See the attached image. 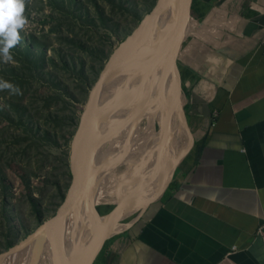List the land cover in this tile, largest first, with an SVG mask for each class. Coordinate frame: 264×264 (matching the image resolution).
Listing matches in <instances>:
<instances>
[{"label": "crops", "instance_id": "crops-1", "mask_svg": "<svg viewBox=\"0 0 264 264\" xmlns=\"http://www.w3.org/2000/svg\"><path fill=\"white\" fill-rule=\"evenodd\" d=\"M201 2L179 53L190 139L101 264H264V0Z\"/></svg>", "mask_w": 264, "mask_h": 264}, {"label": "rangeland", "instance_id": "rangeland-1", "mask_svg": "<svg viewBox=\"0 0 264 264\" xmlns=\"http://www.w3.org/2000/svg\"><path fill=\"white\" fill-rule=\"evenodd\" d=\"M157 1L26 0L27 24L20 32V43L12 49L14 60L0 62V78L18 84L23 92L19 96L0 92V258L23 248L64 203L73 184L74 147L90 90L110 57ZM191 21L194 28L200 24L193 17ZM43 53L45 61L39 69L33 61ZM177 82L180 97L178 77ZM114 109L115 106L112 113ZM106 112L97 116L95 131ZM149 114L150 134L146 132L148 123H142L135 135L126 139L125 143L131 142L130 150L102 180L101 186L108 189L104 191L105 201L86 210V220L101 217L99 208L110 215L119 203L118 195L153 174L161 137L160 124L154 129L158 111ZM125 116L126 111L121 110L97 150L93 173L110 164L105 165L106 160L111 161L109 154L119 140L113 138V127L121 129ZM173 116L179 129L172 143L180 153L190 139L185 128L184 92ZM146 190L149 191L147 188L141 194ZM146 207L139 212L141 207L133 209L120 222L113 223L119 218L101 222L103 225L89 231L90 243L130 224ZM119 212L116 216L123 215ZM73 235L78 237L74 242L79 245L77 228ZM65 254L68 262L70 254Z\"/></svg>", "mask_w": 264, "mask_h": 264}, {"label": "bare ground", "instance_id": "bare-ground-1", "mask_svg": "<svg viewBox=\"0 0 264 264\" xmlns=\"http://www.w3.org/2000/svg\"><path fill=\"white\" fill-rule=\"evenodd\" d=\"M184 2L185 0H173L171 7H181ZM184 24V20L180 17L165 18L158 22V24L139 41L137 46L118 68L115 75L100 91L96 102L95 119L101 113L107 112L96 129L97 150L110 133L114 121L121 110L126 111V116L121 129L118 130L116 127H113L115 133L113 138H115L116 142L118 138L119 140L115 146L116 148L109 154V157L111 156V161L110 158L106 160L105 165H107V163L110 164L98 173H93L91 179L92 184L85 199L73 214L62 220L59 224V232L63 242L64 252L70 254L68 264H72L73 257L77 255V264H88L90 248L93 245L101 243L102 239H104L102 238L90 243L89 231L98 228L103 225V223L88 228V222L85 219L84 212L103 204V201H105L104 191L108 189H103L101 186L102 180L109 171L120 165V160L128 153L131 147V142L125 143L126 139L128 137H133L142 123H148L146 132L150 134L148 117L150 115L149 113L153 112L155 109L159 114L154 129H156L157 123L160 124V132H158V135L161 137V141L158 146L156 159L153 163L154 172L145 180L139 182L137 180V185L135 187H127L123 194L117 196L119 203L127 201V204L124 205L127 210L122 213L123 215H120L119 219L113 221V223L125 220V218L129 217L127 215L133 209L141 207L137 211L139 212L146 207L151 200L156 199L161 193L162 184L164 183L166 185L170 179V171L175 165L179 154L178 151H175L174 148L176 146L174 147L172 143L173 140L177 138L176 131L179 128V123L174 116L170 118L176 111L177 105L180 103L177 93V74L173 64V58L179 51L178 45L182 41V27ZM164 65H166V71ZM114 106L116 110L114 109L115 112L112 113ZM82 138L85 143L88 138L86 131L82 133ZM74 148L73 159L81 157L83 160L81 163L82 168L85 163L84 157L87 149L79 140L76 142ZM100 174H102L101 177H99ZM113 179L114 178L111 180ZM119 182H122V180L120 179ZM119 186L121 190L124 189L121 184ZM147 188L149 191L146 190L141 194V191ZM74 223L77 226L79 245L74 242L78 239L76 235H73ZM126 225L127 224L112 233L126 229ZM69 241L73 242L68 243ZM77 250H79V253ZM0 264L58 263L55 251L46 231L39 230L23 248L14 251L10 255L1 257Z\"/></svg>", "mask_w": 264, "mask_h": 264}, {"label": "water", "instance_id": "water-1", "mask_svg": "<svg viewBox=\"0 0 264 264\" xmlns=\"http://www.w3.org/2000/svg\"><path fill=\"white\" fill-rule=\"evenodd\" d=\"M173 0H158L155 7L152 9L150 13L144 16L142 21L139 25L133 30V32L127 36V38L121 43L118 48L117 52L110 57L104 68L102 69L97 81L95 82L94 86L90 90L87 103L85 108L82 112L80 118V131L78 134V140L83 143L86 147L87 152L85 154L84 160L85 163L81 168V163L83 160L81 157H77L73 159L72 162V171H73V184L67 194V197L61 207L58 209L56 215L46 221L42 226L41 230L46 231L53 249L56 254L57 263L58 264H68L67 258L64 252L63 242L61 240V235L59 232V224L62 220L69 217L73 214L81 205L85 197L87 196L90 186L92 184V175H93V167L95 162V155L97 152V138H96V131H95V108L98 96L100 91L105 86V84L115 75L118 68L122 65V63L126 60L132 50L137 46L139 41L145 37L152 28L158 24V22L162 21L165 18H175L180 17L186 24L182 27V35L183 40L178 45V53L173 58V64L176 70L177 77L179 78L180 82V101L182 100L183 96V81L182 75L179 67V53L182 47V44L185 40V32L187 29L188 24L193 17V7L195 5L196 0H185L184 4L181 7H171ZM178 106V105H177ZM177 109V107H176ZM175 109V110H176ZM173 118V115L170 117ZM87 132L88 138L87 141L84 143L82 138V133ZM165 184H162L161 193L158 195L161 196L163 193V189ZM157 197V198H158ZM155 200V199H153ZM151 200L150 203L153 201ZM127 204V201H123L117 205V207L112 211V213L106 217L114 218L118 211ZM136 218L132 221L134 222ZM131 222V223H132ZM130 223V224H131ZM128 224L127 226H129ZM127 228V227H126ZM115 233H108L104 239H102L100 243V247L96 252V255L92 261H95L96 257L98 256L101 248L103 247L105 241Z\"/></svg>", "mask_w": 264, "mask_h": 264}, {"label": "clouds", "instance_id": "clouds-1", "mask_svg": "<svg viewBox=\"0 0 264 264\" xmlns=\"http://www.w3.org/2000/svg\"><path fill=\"white\" fill-rule=\"evenodd\" d=\"M25 0H0V62L12 63V49L21 41L20 32L27 24L24 16ZM10 96L22 95V89L16 83L0 78V92Z\"/></svg>", "mask_w": 264, "mask_h": 264}, {"label": "trees", "instance_id": "trees-1", "mask_svg": "<svg viewBox=\"0 0 264 264\" xmlns=\"http://www.w3.org/2000/svg\"><path fill=\"white\" fill-rule=\"evenodd\" d=\"M26 7H27V5H26V0H25V11H26ZM211 7L212 6L210 4H205V3L201 2V0H196L195 5L193 7V12H192L193 18L197 19L200 22H202L206 18V16L208 15L209 11L211 10ZM143 18L144 17H141L139 19L140 20L139 23L142 21ZM44 61H45V58H44V53H43V55H40L37 58L35 57L33 63L35 64L36 67H38L40 69L42 67V65L44 64ZM45 79H46V77H45ZM97 118L95 119V121L97 120ZM98 210H99V213L102 215L101 217H104V216L107 215L100 208ZM124 211H125V209L121 208L119 213L122 214ZM101 217H98L96 219H99ZM117 218H120V216H115L114 218L106 217V218H102V219H99V220L92 219V220H95V221H90V220H86V221L88 222V225H90V224H93V223L108 222L110 220L117 219ZM76 228H77V226L74 223L73 230L76 229ZM103 237H104V235L100 236V239L103 238ZM108 245H109V242L105 241L103 247L101 248V250H100L98 256L96 257L95 261L93 262V264H100V263L103 262V259H104L103 255H104ZM77 260H78V257L74 256L73 259H72V264H77Z\"/></svg>", "mask_w": 264, "mask_h": 264}, {"label": "flooded vegetation", "instance_id": "flooded-vegetation-1", "mask_svg": "<svg viewBox=\"0 0 264 264\" xmlns=\"http://www.w3.org/2000/svg\"><path fill=\"white\" fill-rule=\"evenodd\" d=\"M133 211V210H132ZM132 211L127 215V216H129L131 213H132Z\"/></svg>", "mask_w": 264, "mask_h": 264}]
</instances>
